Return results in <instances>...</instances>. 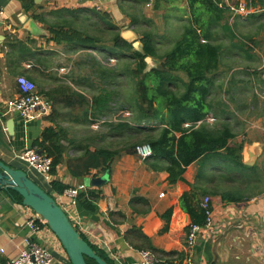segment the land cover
I'll list each match as a JSON object with an SVG mask.
<instances>
[{"label": "trees", "instance_id": "16d2710c", "mask_svg": "<svg viewBox=\"0 0 264 264\" xmlns=\"http://www.w3.org/2000/svg\"><path fill=\"white\" fill-rule=\"evenodd\" d=\"M21 1L28 7L27 0ZM138 2L146 6L148 0ZM177 2L155 0L153 10L161 16L164 23L161 28L140 17L142 24L135 26V31L142 44L141 51L122 37L120 27L106 23L105 19L84 23L73 18L68 27H50L52 36L48 41L89 51L76 59L84 93L67 85L48 93V99L57 102L64 99L68 111L62 115L63 122L92 130L89 136L77 137H71L68 129L59 125L43 131L33 147L52 159L53 176L62 165L80 181L109 175L116 159L123 155L139 156L138 149L147 145L153 152L147 159L148 167L167 172L171 185L185 181L187 168L196 163L201 168L199 176H204L212 185L209 193L227 202L250 200L264 193V168L244 163L245 141H238V128L245 129L247 122L239 120L236 112L245 116L250 105L236 101V95L243 92L237 79L225 83L234 66L247 72L261 64L260 58L251 51L264 31V0H185L186 7L180 11ZM240 2L253 10L247 19L256 22L245 25L241 17L233 14L230 5ZM235 52L240 59L234 63ZM147 58L159 61L160 65L148 69ZM228 59L232 61L230 70L225 69ZM115 61V66H109ZM259 73L262 71L256 70L257 76ZM69 78L76 79L74 71ZM29 80L37 88V82ZM229 101L231 109L226 108ZM251 106L257 108L254 103ZM121 112H127L128 116L120 115L115 120ZM209 117L213 122L208 121ZM101 119H105L104 123L99 130H94L93 123ZM113 137L120 140L116 142ZM73 148L74 154L70 155ZM50 184V195L63 194L71 188L56 180ZM9 194L16 202L23 203L17 192L9 191ZM103 198L102 187H92L81 191L77 202L83 211L97 213ZM138 200L147 205L144 200ZM201 202L195 185L180 199L191 224H205ZM136 212L146 216L151 211L148 206L145 211ZM171 214L168 211L162 215L166 222L163 232L169 228ZM147 243L148 250L158 253ZM92 247L108 264H114L104 251ZM178 254L162 257H171L167 262L170 264L172 255ZM86 261L98 264L93 259L86 258Z\"/></svg>", "mask_w": 264, "mask_h": 264}, {"label": "crops", "instance_id": "0c3cea01", "mask_svg": "<svg viewBox=\"0 0 264 264\" xmlns=\"http://www.w3.org/2000/svg\"><path fill=\"white\" fill-rule=\"evenodd\" d=\"M27 3L28 7L21 0H0V5L5 9V15L0 21V160L26 170L38 185L51 192V182L23 162L19 154L27 149H36L33 147L35 141L51 126L59 125L68 129L71 137L80 136L81 128L63 122L62 115L68 111L64 107V99L50 101L47 94L67 85L84 93L82 73L76 69L73 60L89 50L48 41L52 36L50 27H68L73 18L84 23L105 19L106 23L120 27L121 35L125 38L137 41L139 36L135 26L142 24L140 17L144 16L157 23L159 28L164 23L153 7L148 8L138 0H27ZM176 5L179 11L180 8L185 9V0H178ZM230 21L232 23L234 19ZM242 22L249 25L256 20L246 18ZM263 53L256 48L251 51L261 60L259 68L245 72L236 65L225 78L226 84L234 78L240 82L238 86L243 92L236 95V101L250 105L247 116L254 113L251 115H254L252 127L243 134L247 136L245 149L255 152L261 150L264 141ZM233 55L235 63L240 56L237 52ZM228 61L226 70L232 68L229 65L232 61ZM256 70L262 71V74L257 76ZM73 71L76 74L74 81L69 78ZM20 76L37 82L36 90L53 104L49 115L52 120L48 116L42 120L25 122L19 113L9 111L6 103L18 96ZM244 85H247L248 90ZM252 103L257 108L251 106ZM236 113L239 120L247 121L241 112ZM69 154H74V148ZM243 157L246 160L244 154ZM147 159L123 155L112 163L109 175L91 177L84 181L74 179L65 165L58 168L52 181H60L71 188L87 184L88 190L93 187L90 184L92 179L108 178L101 186L104 198L98 204L97 213L83 211L78 202L73 204L63 194H52L90 245L104 251L114 264H139L140 251L148 250V241L157 250L155 254L162 259L164 255L179 253L178 256L172 255L173 262H182L189 257L190 264H264V193L250 200L227 202L221 196L209 193L212 185L204 176H199L200 165L194 163L189 166L185 181L171 185L167 180V172L150 169ZM206 171L210 173L209 169ZM192 185L196 186L202 202L206 198L210 199L214 210V225L211 229H203L195 247L189 250L186 241L191 219L181 208L180 199L183 194L192 191ZM162 193L164 197H161ZM138 199L144 200L147 205ZM148 206L151 211L149 214H137L136 211H145ZM168 211H172L169 228L163 232L166 222L162 215ZM33 214L32 209L16 202L8 191L0 188V260L5 262L19 254L25 239L31 235L26 219ZM32 239L53 253V264H72L53 232H40L32 235ZM169 259L164 260L168 262Z\"/></svg>", "mask_w": 264, "mask_h": 264}, {"label": "built area", "instance_id": "2783aa9c", "mask_svg": "<svg viewBox=\"0 0 264 264\" xmlns=\"http://www.w3.org/2000/svg\"><path fill=\"white\" fill-rule=\"evenodd\" d=\"M155 0H148L147 7L152 8ZM230 9L235 16L246 19L253 10L248 9L244 2H240L238 5H230ZM5 15V9L0 5V21ZM20 92L18 96L8 100L6 106L9 111L19 113L25 122H32L36 120H42L48 117L52 113V104L45 99L36 90L35 84L27 79L25 76L18 78ZM105 119L95 121L93 123L94 129H99L100 125L104 123ZM209 122H213V118H208ZM138 153L142 158L146 159L152 156V149L145 145L138 149ZM19 158L26 162L30 168L39 174L43 175L48 181H52V159L44 154H41L35 149H27L19 154ZM87 184H82L77 188H70L64 191L63 195L69 197L73 204L77 203V197L81 191H86ZM165 194H161L164 197ZM201 208L204 211L206 220L204 225L190 224L187 234V248L193 249L196 245L197 239L203 229H211L214 225V210L211 205L210 199L206 198L201 203ZM26 225L30 229V236L24 241V247L20 250L19 254L6 260L3 264H53V253L47 249L39 241L32 239V235L40 232H51L46 222L35 212L33 215H29L26 219ZM191 259L189 257L184 258L182 262L170 261V264H190ZM139 264H167V261L162 259L159 255L149 251H140Z\"/></svg>", "mask_w": 264, "mask_h": 264}, {"label": "water", "instance_id": "95a60500", "mask_svg": "<svg viewBox=\"0 0 264 264\" xmlns=\"http://www.w3.org/2000/svg\"><path fill=\"white\" fill-rule=\"evenodd\" d=\"M122 37L126 40L123 35ZM136 50H142L139 40L131 41ZM148 69L160 63L152 58H147ZM149 63H154L149 66ZM42 154L43 152L40 151ZM249 159L244 163L253 166L259 151H248ZM107 176L90 181L91 186L101 187L107 182ZM0 188L5 191H15L23 198V205L32 209L39 215L60 241L72 264H88L86 258L95 260L98 264H108L101 258L93 247L70 221L64 209L55 198L38 185L24 169L14 168L0 160Z\"/></svg>", "mask_w": 264, "mask_h": 264}, {"label": "rangeland", "instance_id": "374dc122", "mask_svg": "<svg viewBox=\"0 0 264 264\" xmlns=\"http://www.w3.org/2000/svg\"><path fill=\"white\" fill-rule=\"evenodd\" d=\"M234 18V16L232 17V19ZM242 20V19H241ZM240 20V21H241ZM174 37H177V35H174ZM257 41H258V45L257 46H255L254 47V49L256 48L257 50H259V51H261V52H263L264 51V31H262L261 32V34H260V36L257 38ZM253 49V50H254ZM102 50H104V52L107 50V49H102ZM264 54V53H263ZM79 56H77V57H75V60H73L74 62H76V59L78 58ZM104 63H106V64H108V62H106V61H104ZM112 65H116V61H115V63L114 62H112V63H109V66H112ZM154 65V63H149V66H153ZM160 65V63L158 64V66ZM226 108H228V106L230 107L229 109H231L232 108V104L230 103V102H226ZM120 115H122L123 117H125V116H128V114H127V112H121V113H119L117 116H116V118H115V120L117 119V117L118 116H120ZM254 116V115H253ZM253 116H247V115H245V120L247 119V127L245 128V129H241V128H238V131L240 132V133H238V134H240L239 135V137H238V141H241V140H243V141H246L247 139H245L247 136H245V134H243L244 133V131L246 130V129H249L250 127H252V124H253V121H252V119H253ZM92 128L94 129V127L92 126ZM100 129V128H99ZM98 129V130H99ZM94 130H97V129H94ZM255 130V129H254ZM81 132H80V134L81 135H83V136H89L90 134H91V129H89L88 130V128H81V130H80ZM79 132V131H78ZM243 137H244V139H243ZM253 137V136H252ZM113 139H114V141H116V142H118L120 139L118 138V137H113ZM247 143V142H246ZM115 144V143H114ZM244 149H245V146H244ZM248 151H253L254 152V150H249L248 148H246L245 150H243V154L245 155V157H246V159H249V154H248ZM138 157V156H137ZM139 157H141V155L139 154ZM243 160H244V157H243ZM256 164H258L259 165V167L261 168V169H263L264 168V141H263V146L261 147V150L259 151V155H258V157L256 158V161H255V164L254 165H256ZM67 190V189H66Z\"/></svg>", "mask_w": 264, "mask_h": 264}]
</instances>
